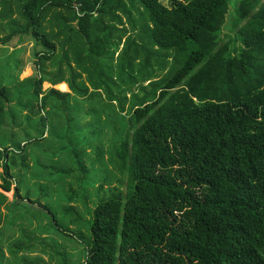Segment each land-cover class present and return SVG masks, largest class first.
<instances>
[{
    "label": "trees",
    "instance_id": "16d2710c",
    "mask_svg": "<svg viewBox=\"0 0 264 264\" xmlns=\"http://www.w3.org/2000/svg\"><path fill=\"white\" fill-rule=\"evenodd\" d=\"M162 1L1 0L0 19L12 17L14 2L23 21H9L4 41L21 34L40 47L39 67L21 89L0 86V207L8 215L0 208V264L22 202L45 211L61 234L68 230L58 214L80 221L72 206L56 211L46 185L35 199L23 189L27 147L37 173L74 172L83 189L93 186L95 165L105 164L102 116L109 134H125L107 155L127 181L94 208L84 203L88 235H75L84 249L78 264H264V0ZM57 40L70 80L61 68L40 66L55 56ZM158 71L165 76L152 81ZM82 73L89 85L77 81ZM44 82H66L70 92L42 90ZM139 82L152 89L134 95L126 119L119 94ZM66 134H76L74 144ZM61 199L73 201L75 192ZM38 242L48 246L23 234L7 249L17 255ZM56 254L67 264L64 252Z\"/></svg>",
    "mask_w": 264,
    "mask_h": 264
},
{
    "label": "rangeland",
    "instance_id": "374dc122",
    "mask_svg": "<svg viewBox=\"0 0 264 264\" xmlns=\"http://www.w3.org/2000/svg\"><path fill=\"white\" fill-rule=\"evenodd\" d=\"M174 1L181 2L184 0H163L162 4L170 7ZM13 15L11 18L3 20L0 19V86L4 85L11 88V91H16L21 89V82L32 76L34 70H36L39 65L36 63V59L33 55V52L39 49L40 44L36 45L35 40L32 36H24L21 34L15 35L12 38L4 41V38L8 36L11 32V27L9 21L14 22L13 24H23V21L20 18L17 6L14 2L11 4ZM3 9V5L0 0V11ZM66 13V11H63ZM232 14V13H231ZM231 14L227 17V23L223 29V32L228 31V26L231 20ZM45 30L49 32L51 30L48 23H44ZM56 45V54L49 60L43 61L40 63V66L47 72L54 73L58 68H61V72L64 75L66 80L71 79V74L68 69L66 62H62V48L59 40L55 42ZM73 55H70L68 62H70L74 71L80 72L73 62ZM29 70L28 74L25 72ZM166 71H158L157 78L152 79V81L157 80L158 78L164 77ZM83 81L86 85L88 83V77L86 74L82 73L81 78L77 81ZM115 84L120 85L122 81L117 79ZM50 87L58 89L62 92H70L68 84L61 82L56 85H51L48 82L42 84V90H46ZM145 87L146 91H150L152 87L148 85V82H139L138 85L133 86L131 89L125 88L121 94H119V99L126 100L125 110L123 114L126 116V119L129 118V110L132 103L135 101L134 95L139 98L143 97L145 91L141 89ZM99 106V103L95 104ZM115 106H118V103H114ZM88 107V105H86ZM35 114H38V111L35 110ZM104 116L101 117V144L100 146L104 150V165L97 164L95 169L97 173V180L93 186H88L83 189L81 182H78L77 175L74 172H71L69 176L63 177L60 174L52 175L51 178L47 175L37 173V169L32 167V159L30 157L31 146L27 147V163L30 165L28 171H24V185L23 189L28 188L30 192V198L35 199L38 196L39 187L46 185L48 187V196L50 198L49 202L56 209L57 212H60L61 207L63 206H72L74 214L79 215L80 221L76 225L70 223V219L74 218V215H69L65 219L58 214L57 221L61 225L67 228L68 231L61 234L54 230L52 225L51 217L41 210L37 205H32L29 202H22L21 207L16 209L17 220L14 226L6 228L5 230V242L1 245L4 250L5 263L4 264H26L24 260L28 262H33L36 264H63V260L57 256L56 252H64L66 257L67 264H78L80 261H83V245L78 242L75 237L78 231H82L86 236L88 235V230L85 228L83 222L88 220V215L85 213L84 203L88 205L89 208H94L98 197L106 198L110 194V188L117 187L118 190H124L123 185L127 181V178L121 175L110 163L107 155V149L116 139L119 142L120 137H125V134H109L107 132V126L104 122ZM90 121L88 117L84 122ZM66 139H69L74 144L77 136L76 134H66ZM66 142V140H65ZM60 142H58L59 144ZM57 142H55V145ZM99 144V143H98ZM86 154L82 157V161L86 166L91 162L90 159L94 157V153L90 147H87ZM73 167L71 162L68 164L61 163L60 168H69ZM47 172V171H46ZM37 176L39 177H36ZM56 174V173H55ZM91 177V176H90ZM45 178V179H40ZM59 179L58 181H56ZM103 190L98 192V185L101 182H104ZM43 184V185H42ZM123 184V185H122ZM75 192V199L73 201L62 200L61 196H67L71 192ZM8 200H12V192L5 193ZM48 202V201H47ZM48 202V203H49ZM49 203V205H50ZM1 211L4 216L8 219L7 210L2 205ZM25 233H24V232ZM23 234L30 235L32 239H43L47 243L45 248L41 243H35L33 249L28 251H21L17 255H11L7 249V241H16L23 239ZM57 250V251H56Z\"/></svg>",
    "mask_w": 264,
    "mask_h": 264
},
{
    "label": "bare ground",
    "instance_id": "6f19581e",
    "mask_svg": "<svg viewBox=\"0 0 264 264\" xmlns=\"http://www.w3.org/2000/svg\"><path fill=\"white\" fill-rule=\"evenodd\" d=\"M29 73V70L27 69V71L25 72V74H28Z\"/></svg>",
    "mask_w": 264,
    "mask_h": 264
},
{
    "label": "crops",
    "instance_id": "0c3cea01",
    "mask_svg": "<svg viewBox=\"0 0 264 264\" xmlns=\"http://www.w3.org/2000/svg\"><path fill=\"white\" fill-rule=\"evenodd\" d=\"M66 83V82H65ZM67 84V83H66Z\"/></svg>",
    "mask_w": 264,
    "mask_h": 264
}]
</instances>
